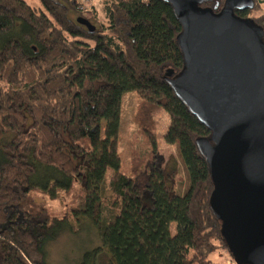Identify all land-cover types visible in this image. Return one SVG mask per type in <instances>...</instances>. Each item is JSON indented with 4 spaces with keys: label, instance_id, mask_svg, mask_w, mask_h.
<instances>
[{
    "label": "trees",
    "instance_id": "16d2710c",
    "mask_svg": "<svg viewBox=\"0 0 264 264\" xmlns=\"http://www.w3.org/2000/svg\"><path fill=\"white\" fill-rule=\"evenodd\" d=\"M37 1L0 0V264H49L48 244L75 221L77 228L91 224L101 239L78 264H215L219 248L232 257L196 143L211 130L168 82L184 67L172 5L103 0L105 21L89 30L71 16H79V0ZM259 1L236 14L264 29V13L252 15ZM131 91L140 101L127 174L101 125ZM161 109L170 118L164 139L188 172L184 193L179 158L159 149ZM59 189L70 195L61 218L45 196ZM101 251L111 258H100Z\"/></svg>",
    "mask_w": 264,
    "mask_h": 264
},
{
    "label": "water",
    "instance_id": "95a60500",
    "mask_svg": "<svg viewBox=\"0 0 264 264\" xmlns=\"http://www.w3.org/2000/svg\"><path fill=\"white\" fill-rule=\"evenodd\" d=\"M164 1L181 24L184 59L168 82L211 130L196 139L214 185L210 207L235 263L264 264V29L236 14L255 0H224L219 12L220 0Z\"/></svg>",
    "mask_w": 264,
    "mask_h": 264
},
{
    "label": "rangeland",
    "instance_id": "374dc122",
    "mask_svg": "<svg viewBox=\"0 0 264 264\" xmlns=\"http://www.w3.org/2000/svg\"><path fill=\"white\" fill-rule=\"evenodd\" d=\"M261 1V0H260ZM37 4V0H33ZM261 8L255 9L252 15L264 13V2H260ZM92 4L87 12L80 11L79 16L88 18L95 26L101 28V24L105 21V12L103 8V0H92ZM72 18L76 19L78 14L72 12ZM251 17V16H250ZM140 97L137 93L125 92L121 94L115 103L108 109L102 119V137L109 140L111 144V154L113 157L119 156L121 159V170L125 173L130 171V151L134 136L137 134V125L134 121V114ZM157 122V134L159 149L164 154L174 153L180 160V180L178 181V191L184 193L188 183L189 176L181 156L178 153L175 144H169L164 139V134L170 123V118L165 110H159L155 113ZM46 202L53 210L55 217H63L64 212L70 205V195L63 189H59L56 195L50 192L45 194ZM81 202V199L79 200ZM73 228L61 233V235L51 241L46 249L47 261L49 264H78L83 257L85 251L101 247V239L99 240L98 231L88 222H82L80 226L77 221L71 222ZM171 233H176V223L171 224ZM108 252L101 251L100 258L106 259ZM211 259L215 264H236L230 254L222 248H219Z\"/></svg>",
    "mask_w": 264,
    "mask_h": 264
},
{
    "label": "built area",
    "instance_id": "2783aa9c",
    "mask_svg": "<svg viewBox=\"0 0 264 264\" xmlns=\"http://www.w3.org/2000/svg\"><path fill=\"white\" fill-rule=\"evenodd\" d=\"M264 2V0H262ZM93 6L92 0H79L78 9L79 11L87 12L90 6Z\"/></svg>",
    "mask_w": 264,
    "mask_h": 264
},
{
    "label": "crops",
    "instance_id": "0c3cea01",
    "mask_svg": "<svg viewBox=\"0 0 264 264\" xmlns=\"http://www.w3.org/2000/svg\"><path fill=\"white\" fill-rule=\"evenodd\" d=\"M158 111H159V110H158ZM158 111H157V112H158Z\"/></svg>",
    "mask_w": 264,
    "mask_h": 264
}]
</instances>
